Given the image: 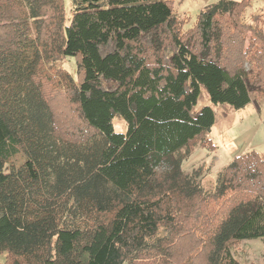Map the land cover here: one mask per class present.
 Here are the masks:
<instances>
[{
	"label": "trees",
	"instance_id": "16d2710c",
	"mask_svg": "<svg viewBox=\"0 0 264 264\" xmlns=\"http://www.w3.org/2000/svg\"><path fill=\"white\" fill-rule=\"evenodd\" d=\"M250 4L185 28L175 0H0V264H242L232 245L264 238V156L236 157L212 192L182 164L216 122L194 111L202 89L235 109L264 93Z\"/></svg>",
	"mask_w": 264,
	"mask_h": 264
},
{
	"label": "rangeland",
	"instance_id": "374dc122",
	"mask_svg": "<svg viewBox=\"0 0 264 264\" xmlns=\"http://www.w3.org/2000/svg\"><path fill=\"white\" fill-rule=\"evenodd\" d=\"M218 1L220 0H175V10L180 18L187 17L185 28H191L195 25L200 12ZM69 2L70 0H66L68 6ZM242 19L247 24L257 26L264 31V0H251V4L242 14ZM251 37L252 34L248 33L245 49L249 46ZM59 65L76 75L74 58L64 59ZM251 97V102L246 107L235 109L228 104L211 103L206 91L202 89L194 111L197 112L202 107L210 105L215 111L216 122L207 134L209 141L194 148L191 155L184 160L182 170L188 174L199 170L201 177L198 181L204 192L214 190L218 174L236 157L253 151L264 156V93H253ZM114 127L117 132L127 130L125 121L119 117L115 118ZM193 222L189 223V228L198 231L199 222ZM232 246L233 252L242 264H264V238L243 240ZM180 249L182 251L175 253L174 261L181 260L185 254L186 257L193 253L188 240L181 244ZM5 260L6 254L0 255V263H4ZM201 260H197L195 264H201ZM147 261L148 264H157L158 258Z\"/></svg>",
	"mask_w": 264,
	"mask_h": 264
}]
</instances>
